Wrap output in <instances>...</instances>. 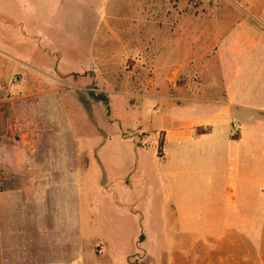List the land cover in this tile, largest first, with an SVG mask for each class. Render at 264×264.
<instances>
[{"label":"rangeland","instance_id":"374dc122","mask_svg":"<svg viewBox=\"0 0 264 264\" xmlns=\"http://www.w3.org/2000/svg\"><path fill=\"white\" fill-rule=\"evenodd\" d=\"M253 3L0 0L7 59L0 140L13 145L23 166L14 173L0 163V229L1 195L14 190L24 227L49 226L35 221L40 211L29 203V180L47 176L69 187L58 207L69 214L80 208L86 264H205L208 248L223 242V217L255 173L259 156L242 151L255 135L264 150V16ZM239 35L252 39L226 38ZM228 48L234 56L224 60ZM240 49L251 57L239 59ZM226 86L231 97L219 111L228 122L213 132L197 126L195 133H211L194 138L164 134L158 157L169 121L208 118L212 106L179 97L172 109L164 93L213 97ZM240 88L248 93L243 100Z\"/></svg>","mask_w":264,"mask_h":264},{"label":"crops","instance_id":"0c3cea01","mask_svg":"<svg viewBox=\"0 0 264 264\" xmlns=\"http://www.w3.org/2000/svg\"><path fill=\"white\" fill-rule=\"evenodd\" d=\"M253 2V5L250 7L255 12L261 13V16H264V0H253ZM248 8L246 7V10ZM239 17L240 21L238 24L243 25V32L241 33L243 35L250 34L249 24L245 23L244 16L241 15ZM228 34L229 32L224 33L223 31L221 36L225 38ZM253 36H257L254 38L258 39L261 38L259 34H253ZM226 38L227 40L234 39V41L242 40L243 42L252 39L251 36L246 38L240 35L239 38L237 37L238 39L231 36ZM234 50L235 48H228L223 54V59L230 60L233 58L234 53L232 51ZM240 50L238 51V55H236L239 59L251 57L249 50ZM6 63V55L1 51L0 90L1 80L6 75ZM211 88L213 90V87ZM241 89L243 88L237 91L239 93L238 96L241 99H245L248 93H245V90L240 91ZM207 91H209V87L203 89V93ZM215 92L213 97L204 94L197 98L185 95L181 97L176 96V94L167 96L164 93L163 98L170 102L169 104H171L172 109L178 108L173 102H176L179 97L185 101L200 102V104L212 103V106L207 108V113L210 114L208 118L196 122H181L174 119L169 121L170 125L168 124V128L164 127L162 129L165 139L194 138L198 135L211 133H195L193 130L197 126L206 124L213 132L216 126L226 124L228 122L227 115L219 111V105L224 97H231L230 89L226 86L217 89ZM260 92L259 89L255 91L253 97H259ZM255 137L257 140L247 147L249 149L242 151L244 152L243 155L253 154L254 156H259V160L255 161V166L253 165L252 169H250L251 172L255 170V173L249 174V180L245 182V191H241V195H244L243 200H240L241 203H239L238 207H234L232 213L223 217L222 229L219 233L223 242L220 245L213 244L208 248L205 264H264V195L260 194L261 186L264 184V174H262L264 161L261 160L264 157V150H262L260 138L256 135ZM0 163L5 171L15 173L21 172L23 169L20 158L16 155V150L13 149V145L5 144L1 140ZM256 170L259 172L256 173ZM48 178L46 176V179L29 180L30 193L32 194L31 202L29 199V203L32 204L31 210L35 213L40 211L35 221L43 220L49 223V226L39 227V231L24 227L25 224H22V216L20 211H17V204L21 202V199L19 200L18 197L19 192L16 190L13 192L6 191L1 195L0 264H86L80 259L81 247L79 235L80 230H82L80 222H78L80 208L78 212L69 214L68 209L66 211L62 205V199H64L67 193V188L69 189L68 185H65L66 183L63 182L60 183L57 180H49ZM57 189L62 193L61 196L60 194L58 195ZM60 199L62 202L61 206L58 207L57 203H60ZM92 246L95 248L94 245Z\"/></svg>","mask_w":264,"mask_h":264},{"label":"trees","instance_id":"16d2710c","mask_svg":"<svg viewBox=\"0 0 264 264\" xmlns=\"http://www.w3.org/2000/svg\"><path fill=\"white\" fill-rule=\"evenodd\" d=\"M164 132L161 131L158 137V141H157V156L158 157H162L163 156V147H164Z\"/></svg>","mask_w":264,"mask_h":264}]
</instances>
